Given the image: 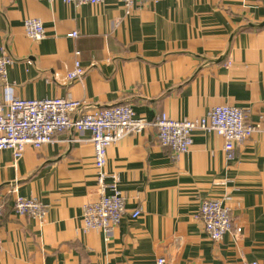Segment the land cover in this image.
I'll use <instances>...</instances> for the list:
<instances>
[{"label": "crops", "instance_id": "1", "mask_svg": "<svg viewBox=\"0 0 264 264\" xmlns=\"http://www.w3.org/2000/svg\"><path fill=\"white\" fill-rule=\"evenodd\" d=\"M30 18L43 24L41 41L25 34ZM2 54L13 60L0 78L3 108L9 86L20 99L69 96L82 103L79 113L128 104L150 122L161 114L195 120L228 105L259 130L231 161L223 139L201 131L178 158L151 127L109 146L104 183L116 181L126 215L107 240L82 229L83 206L99 199L89 132L55 133L19 159L0 151V264L264 262V0H159L131 9L115 0H0ZM76 59L85 73L69 82ZM17 196L41 202L43 220L17 215ZM204 199L221 200L241 231L211 241L197 217Z\"/></svg>", "mask_w": 264, "mask_h": 264}, {"label": "built area", "instance_id": "2", "mask_svg": "<svg viewBox=\"0 0 264 264\" xmlns=\"http://www.w3.org/2000/svg\"><path fill=\"white\" fill-rule=\"evenodd\" d=\"M124 8L131 9L137 5L155 4L159 0H115ZM65 4L97 6L105 0H62ZM23 28L28 38L41 41L45 30L39 19H25ZM77 32L68 35L75 38ZM76 57L79 51H75ZM13 60L2 54L0 56V78L6 79L7 67ZM85 70L79 59L73 68L66 73L69 82L81 81ZM7 87L5 108L0 107V151L10 150L15 159H19L26 146L35 149L53 142L55 133L75 131L89 132L94 152L96 182L99 199L86 204L82 208V229L99 230L107 240L126 215L125 200L116 187V181L104 183L106 150L109 146L130 135H139L147 127L154 128L156 140L161 147L169 148L178 158L189 151L195 131L213 133L223 139V156L227 161L235 158L238 145L245 143L259 130V126L248 123L246 114L237 107L223 105L208 110L201 118L195 120H173L165 114L147 121L135 115L131 105H116L99 108L92 112L79 113L82 103L69 96L65 98L20 99L11 96ZM77 114V115H76ZM117 180V179H116ZM110 194H106V190ZM13 210L19 216H29L42 221L46 207L34 198L17 196L13 201ZM3 206L0 202V222ZM131 218H138L140 210L129 212ZM197 217L201 221L204 232L213 242H219L223 236L233 231L239 233L241 228L233 226L229 209L219 199H204L199 205ZM1 243V240H0ZM155 264H165V259L158 258ZM244 264H264L251 261Z\"/></svg>", "mask_w": 264, "mask_h": 264}]
</instances>
